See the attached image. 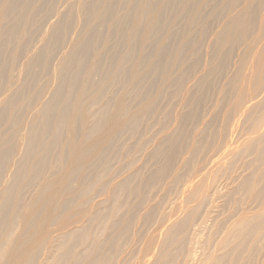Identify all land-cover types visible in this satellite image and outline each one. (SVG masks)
Segmentation results:
<instances>
[{
    "label": "rangeland",
    "instance_id": "374dc122",
    "mask_svg": "<svg viewBox=\"0 0 264 264\" xmlns=\"http://www.w3.org/2000/svg\"><path fill=\"white\" fill-rule=\"evenodd\" d=\"M191 1L187 11L165 6L164 25L142 52L141 82L126 104L155 102L116 141L90 194L96 221L92 242L76 249L78 264H264V73L255 87L252 80L264 0H254L245 40L233 33L223 48L218 35L246 0H207L200 9ZM239 74V86L255 94L241 106ZM122 183L111 200L108 189Z\"/></svg>",
    "mask_w": 264,
    "mask_h": 264
},
{
    "label": "bare ground",
    "instance_id": "6f19581e",
    "mask_svg": "<svg viewBox=\"0 0 264 264\" xmlns=\"http://www.w3.org/2000/svg\"><path fill=\"white\" fill-rule=\"evenodd\" d=\"M173 1L188 10L185 0H0V264L81 262L76 249L91 241L96 221L90 194L110 169L116 141L154 105L126 99L136 97L142 52ZM206 1L191 2L200 9ZM253 3L246 0L219 33L220 48L233 33L245 40ZM258 59L254 87L264 50ZM244 78L234 81L237 106L255 97L239 86ZM118 85L127 86L116 99ZM126 183L108 189L110 199Z\"/></svg>",
    "mask_w": 264,
    "mask_h": 264
}]
</instances>
